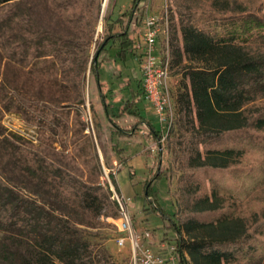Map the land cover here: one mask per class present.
I'll list each match as a JSON object with an SVG mask.
<instances>
[{"label": "trees", "instance_id": "1", "mask_svg": "<svg viewBox=\"0 0 264 264\" xmlns=\"http://www.w3.org/2000/svg\"><path fill=\"white\" fill-rule=\"evenodd\" d=\"M23 1L0 0V119L15 114L39 130L35 144H18L3 137L0 127V164L37 199L0 182V264H114L78 229L117 213L110 191L98 184V156L78 109L85 102L86 73L96 82L112 134L128 137L144 123L160 158V127L155 129L131 106L130 99L144 98L141 77L138 89L124 85L123 79L102 89L107 83L98 69L114 40L126 34L118 24L104 22L103 39L91 59H80L70 49L71 44L88 43L84 34L91 37L94 31L100 0H89L82 17L77 16L78 0H50L58 9L52 27L45 19L30 17ZM145 1L133 0L127 10L129 20L139 11L134 25L141 23ZM170 1L175 21L168 28L169 55H177L175 64L181 54L199 64L183 66L181 77L187 81L180 79L174 94L177 132L169 137L172 125L164 139L181 171L176 182L180 204L170 214L159 206L151 183L161 173L168 178L169 168L156 167L144 180L142 210L157 212L164 229L172 232L179 264L249 260L255 247L264 249V215L249 228L239 205L248 194L264 190V15L259 9L234 8L226 0ZM69 26L70 37L54 31ZM140 45L117 49L115 62L123 64L127 54L140 64ZM108 88L115 97L107 94ZM16 89L21 95L12 93ZM123 115L135 116L137 122L120 127L115 120ZM113 146L118 168L107 174L117 186L125 157Z\"/></svg>", "mask_w": 264, "mask_h": 264}, {"label": "rangeland", "instance_id": "2", "mask_svg": "<svg viewBox=\"0 0 264 264\" xmlns=\"http://www.w3.org/2000/svg\"><path fill=\"white\" fill-rule=\"evenodd\" d=\"M100 8H99V16L97 21L94 23V31L91 34V37L88 36V33L84 34V39L88 41V43L84 44H71L70 49L83 59L84 57L91 59L94 52V48L96 45L103 39L104 29L103 25L106 21H111L115 24H118L117 29L124 30L123 28L128 27L127 35L115 39L113 45L110 46V49L107 55L113 53L115 48L121 47V45H126L128 42H132V23L135 17H138L139 11L133 12L131 19H127V10L129 9L131 2L133 0H100ZM229 2L228 5L234 6L239 5L240 7H244L247 10H255L259 9L258 12L264 15V0H226ZM167 9H168V26L171 22V19L175 21V13L173 12V7L171 5L170 0H165ZM23 4H27L26 8L30 11V17L33 19L42 18L47 20V22H51V27L53 25V20L56 19L58 15V9L54 5H50V0H26L22 2ZM91 2L89 0H78L76 4L77 7V16L82 17L83 10L87 9V6ZM162 0H151L149 4V10L146 13H156L158 12V8L161 6ZM235 8V6H234ZM1 10V9H0ZM228 13V12H226ZM143 14V12H142ZM159 14V13H158ZM144 15V14H143ZM142 15V16H143ZM55 24V22H54ZM175 25V30L177 33L178 40L180 39L179 30L177 24ZM54 26V25H53ZM57 27V26H56ZM139 29H134L133 32H141L142 23L138 27ZM69 29V30H68ZM70 29L73 30V27L69 26L67 29L54 31L60 33L63 38L70 37ZM54 32V34H56ZM69 32V34H68ZM163 34H159L158 40L160 43L162 41ZM170 35L168 31V41ZM169 50L170 41L168 42ZM177 58V55H171L168 57V67H167V77H166V85L168 88V93L171 104V109L173 111V123L174 125L176 116H175V107L172 103H174V94L176 90H178L179 82L182 79L184 82L187 81V78L184 79L181 77L182 69H184V65L187 66H196L199 63L197 61H192L191 59H187L186 56L181 54L180 62L178 64L173 63V60ZM3 62V60H2ZM2 69V64L0 65ZM87 72V71H86ZM98 75L100 80L103 79L107 85L111 84V78L113 76L112 69H108L104 64L101 65L100 69H98ZM113 83V82H112ZM134 87V85H132ZM84 104L78 107L79 113L83 121L87 124L88 136L92 140L96 154L98 156L99 163V175L97 180L100 181L102 177V181L104 184L107 182V178L104 176L103 172H108L111 170L112 173H115V169L118 168V156L114 154V143L117 144L118 148L121 150V154L125 157V165L121 167L119 173L116 174V184L120 191L130 197V202L128 205L129 211H131L130 216L135 225V228H148V230H152L155 236H162L163 232H167L166 234L172 236V232L164 229L163 221L161 216L154 211H143L142 207L146 206V201L143 193V184L144 180L149 176V170L159 168V170L164 171L166 167H168L167 175L168 178L163 174H159V176L154 179L151 183V188L155 192V196L159 206L161 207L163 212L166 214H170L173 209H176L180 204V195L176 189V182L178 177L181 174L180 167H177V164H173L171 153L168 149H166V143L164 142L162 152L160 158L157 157L156 151L148 150V142L149 137L146 135L147 130L144 126H140L137 131L134 132L131 137H119L115 134L111 133V126L106 121L103 116L102 108L100 104V100L98 97V90L96 86V82L94 81L92 75L87 72L86 79L84 83ZM106 87H103L104 89ZM107 94L110 96H116L113 92L112 88H108ZM112 90V91H111ZM12 92V91H10ZM12 93H17L21 95V92L17 89ZM113 97V98H114ZM110 98V97H109ZM108 98V99H109ZM112 98V99H113ZM110 100V99H109ZM147 104V102H145ZM50 104V102L45 103ZM63 104L68 105V102H64ZM141 107V106H140ZM148 107V106H147ZM151 107V106H150ZM139 111H143L142 115L144 118L152 125L155 129L159 128L156 116L151 107H148L147 110H143V108H138ZM98 122V125L96 123ZM130 122H127L125 118L117 120V125L123 128H127L130 125ZM174 125L170 131L169 137L173 138V134L177 129ZM0 127L1 134L3 137H6L7 140L16 142L18 144H22L24 141H29L32 144L36 143V135L39 130V126L32 122H24L17 117L15 114L5 113L1 116L0 119ZM68 147V145H67ZM0 164V182L5 186L13 188L14 191L20 194L23 197L33 198L34 196L27 192L22 183L16 177H13V174H10L8 170L3 168V165ZM157 167V168H156ZM127 168H130L133 175L129 176L127 173ZM104 169V170H103ZM113 188L117 191L118 188L114 183ZM37 199L36 197H34ZM239 205H241L242 213L244 214V221L249 228L251 224H256L261 221L264 215V190H256L255 192L248 194L246 198L239 201ZM80 234L89 241V244L96 251L105 253L109 256L110 260L114 264H128V255L129 254V245L128 241L124 242L123 246L116 245V237L118 232L116 231V226L114 224V218L110 216H102L99 218L98 222L95 223L92 227L89 226H79L78 227ZM184 239L186 237L184 236ZM254 256L247 259H242L239 261L235 260L234 264H264V249L261 247H255Z\"/></svg>", "mask_w": 264, "mask_h": 264}, {"label": "built area", "instance_id": "3", "mask_svg": "<svg viewBox=\"0 0 264 264\" xmlns=\"http://www.w3.org/2000/svg\"><path fill=\"white\" fill-rule=\"evenodd\" d=\"M150 1L147 0L142 4L144 15L141 20L143 29L140 32L142 42L140 45L142 58L139 64L140 84H142L143 96L152 107L160 127L161 136L157 141L160 147L173 123L171 98L166 85L168 57H170L168 9L165 0H162L157 14L146 13L149 10ZM161 33L163 34L162 45L157 41ZM107 173L104 170L103 174L107 178V182L104 184L103 176H100L101 180L98 181V184H101L104 189L107 187L110 191L109 198L115 203L117 213L114 224L118 232L115 239L116 245L121 247L125 241L129 240L128 264H179V253L174 244V236H169L164 231L162 236L155 237L153 231L148 228H134L130 216L131 211L128 209L131 198L118 193L113 188Z\"/></svg>", "mask_w": 264, "mask_h": 264}, {"label": "crops", "instance_id": "4", "mask_svg": "<svg viewBox=\"0 0 264 264\" xmlns=\"http://www.w3.org/2000/svg\"><path fill=\"white\" fill-rule=\"evenodd\" d=\"M141 24V23H140ZM140 24L139 25H134V22L132 23V42L133 43H131V42H128L126 45H121V47H119V48H123V47H126L127 49H129L128 47L129 46H131V44L133 45V46H135V47H138V45H140V44H138L139 42L138 41H141V37H140V31H138V32H133L134 31V29H139L138 27L140 26ZM124 30H122V31H124V33H126L125 35H127V34H129L128 33V27L126 28V26H125V28H123ZM124 35V36H125ZM123 37V36H122ZM119 38H121V37H119ZM118 39V38H117ZM138 40V41H137ZM115 41V40H114ZM113 44H115L114 42H113ZM112 44V45H113ZM119 48H115L114 49V51H113V53H111L110 55H107V53H106V57H108L105 61H104V65L108 68V69H112V71H114L113 72V76H112V82H113V85L115 86V83L117 84V83H120V81L123 79V84L125 85H129L128 87H130V86H132V85H134V87H135V89H138V87L140 86V84H139V79H140V72H141V70H140V68H139V63L137 62V60H135L134 58H132V57H130V55H127L126 54V56L125 57H127V58H125V61H124V63L123 64H121V63H116L115 62V60H114V58H115V51L117 50V49H119ZM110 49V48H109ZM139 50H140V48H139ZM109 51V50H108ZM120 77V78H119ZM102 81H104L103 79H102ZM109 86H111L112 87V85H109ZM113 86V87H114ZM103 87H108V85L107 84H104V86ZM133 87V86H132ZM126 96H128V94H126ZM130 102H131V106H132V108L137 112V113H139L138 115L140 116V117H142L143 119H145L144 118V116L142 115L143 113L141 112V111H139V109L138 108H143V110H147V108L149 107L150 109H151V107H150V105L147 103H145V102H147L146 100H145V98H142L141 97V95H138V96H136L135 98H133V99H130ZM173 105H174V103H172ZM141 106V107H140ZM148 106V107H147ZM175 106V105H174ZM102 108V107H101ZM152 110V109H151ZM102 113H103V110H102ZM104 116V115H103ZM105 118V117H104ZM123 118H125L126 120H127V122H130V126L129 127H127V128H130L135 122H137V117H135V116H130V115H123V116H121V117H119V118H117L116 120H115V122L117 123V120H119V119H123ZM140 126H144L146 129L145 130H147V126L146 125H144V123H141V124H139L137 127L138 128H141ZM138 128H136V130H134L133 132H131V135H133L134 134V132L135 131H137V129ZM131 135L129 134V136L128 137H131ZM151 140H149V142H148V148H149V150H154V147H155V144H154V142H150ZM164 150H162V152H163ZM116 181V180H115ZM117 188H118V193L120 192V193H122L121 191H120V189H119V187H118V185H117ZM123 194V193H122ZM126 196V195H125ZM133 223V222H132ZM135 226V225H134ZM135 228V227H134ZM155 236V235H154ZM155 237H158V236H155ZM187 252L186 251H182V255H183V257H184V259L185 260H188V256H187V254H186Z\"/></svg>", "mask_w": 264, "mask_h": 264}]
</instances>
